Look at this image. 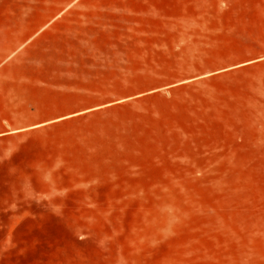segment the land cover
<instances>
[{
	"label": "rangeland",
	"instance_id": "obj_1",
	"mask_svg": "<svg viewBox=\"0 0 264 264\" xmlns=\"http://www.w3.org/2000/svg\"><path fill=\"white\" fill-rule=\"evenodd\" d=\"M0 264H264V0H0Z\"/></svg>",
	"mask_w": 264,
	"mask_h": 264
}]
</instances>
